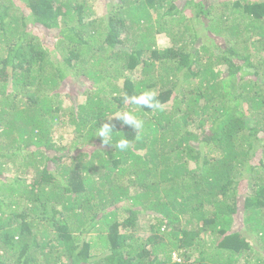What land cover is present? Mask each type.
Returning <instances> with one entry per match:
<instances>
[{"label":"trees","instance_id":"trees-1","mask_svg":"<svg viewBox=\"0 0 264 264\" xmlns=\"http://www.w3.org/2000/svg\"><path fill=\"white\" fill-rule=\"evenodd\" d=\"M95 1L0 0V264H264V0Z\"/></svg>","mask_w":264,"mask_h":264},{"label":"rangeland","instance_id":"rangeland-1","mask_svg":"<svg viewBox=\"0 0 264 264\" xmlns=\"http://www.w3.org/2000/svg\"><path fill=\"white\" fill-rule=\"evenodd\" d=\"M101 0H96L95 1V3H94V11H95V14H97V17H100L101 15H103L104 13V11L106 10V5H108L107 4V2H100ZM111 1V0H110ZM218 1L219 0H213V1H211V3H218ZM249 1H251V2H253V1H257V0H249ZM108 8V7H107ZM23 9H25V11L26 12H28V10L26 9V8H23ZM214 11L216 12V13H218L217 11V9H214ZM212 14H214L213 13V10H212ZM29 27H30V25H29ZM104 28H105V26H104ZM33 31L37 34V35H39V37L41 38V39H43L44 40V42L45 43H50V44H53V39H51L50 38V35L49 34H47V33H41V31H40V27H34L33 26ZM196 30H198L199 31V34L200 35H198L199 36V38H197L196 40H195V44H193L192 45V47H193V49H194V51L199 47V45L201 44L202 46H205L204 45V43H206V44H208V45H212L213 43L217 46V47H222L223 46V37L221 36V38H219V36L218 35H216V36H213L212 34H210V33H208V32H203L202 31V28H200V27H198ZM105 32H107V30H105L104 31V34H105ZM210 37V39H207V38H209ZM215 40V41H214ZM223 47H226L225 45L223 46ZM214 50V49H213ZM58 58H61V56H58ZM224 68L223 67H221L220 68V70L222 71ZM124 76H126V72L124 73ZM128 77H130V78H133L134 77V74H131V73H129L128 74ZM89 80L90 79H85V78H77V79H75L74 80V83L73 84H75V86H77V87H79L80 89H85V86H87L88 85V82H89ZM121 82H122V80H119V82H118V84L120 85L121 84ZM72 84V85H73ZM77 91V90H76ZM75 91V92H76ZM113 95H116L115 93H113ZM67 104H69V101H68V99H64V106L66 107V105ZM113 116V115H112ZM115 116H113V118H114ZM64 131V130H63ZM62 136H63V133H62ZM60 134H58V133H56V135H55V140H58L60 137H62ZM62 143L63 144H65V143H69V139L66 137V134H65V140H64V138L62 139ZM85 149H87V148H84L83 150L85 151ZM92 150L93 149H87V152H89V153H91L92 152ZM151 215H152V213L149 211V210H144L143 211V214L142 215H140L139 216V220H138V223L140 224V229L139 230H137L136 232H134L133 234H132V237H139V238H145V237H148L151 233L148 231V224L152 221L151 220ZM242 220H243V216L242 215H239V217H237V219L234 221L235 222V224L236 225H238V227H240L242 224ZM151 224H152V222H151ZM95 235H97V234H94V233H91V234H89V235H87V236H84V238H86V239H94L95 238ZM252 235V234H251ZM248 238H250V242H251V247H252V249H253V252H255V251H260V247H262V244H259V243H257V241L256 240H253L254 239V237H252V236H248ZM99 252V255H98V257H100L101 256V253H102V250L100 249V247L99 248H96L94 251H93V253H95V252ZM101 252V253H100ZM173 260H176L177 259V254H174L173 255ZM96 259H97V257H96ZM191 260H193V259H191ZM98 261H99V259H98Z\"/></svg>","mask_w":264,"mask_h":264},{"label":"clouds","instance_id":"clouds-1","mask_svg":"<svg viewBox=\"0 0 264 264\" xmlns=\"http://www.w3.org/2000/svg\"><path fill=\"white\" fill-rule=\"evenodd\" d=\"M126 100H130L131 103L138 106H145L149 108H154L159 106L158 103L155 102L154 95L151 92H144L138 97L137 96L127 97ZM114 119L119 120L123 125L130 126L134 130H140L143 126L142 120L138 119L137 117H135L134 115H132L130 112L127 111L117 113ZM113 120L105 121L98 127L97 135L99 138L106 140V138L112 134V132L114 131V125L112 123ZM137 139H139V137H137ZM128 145H129V141L125 138H122L118 140L113 145V147L123 151L127 149Z\"/></svg>","mask_w":264,"mask_h":264}]
</instances>
